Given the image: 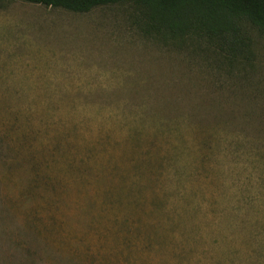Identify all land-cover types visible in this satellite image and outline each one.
Segmentation results:
<instances>
[{
	"label": "rangeland",
	"instance_id": "rangeland-1",
	"mask_svg": "<svg viewBox=\"0 0 264 264\" xmlns=\"http://www.w3.org/2000/svg\"><path fill=\"white\" fill-rule=\"evenodd\" d=\"M145 18L0 0V264H264V36Z\"/></svg>",
	"mask_w": 264,
	"mask_h": 264
},
{
	"label": "trees",
	"instance_id": "trees-1",
	"mask_svg": "<svg viewBox=\"0 0 264 264\" xmlns=\"http://www.w3.org/2000/svg\"><path fill=\"white\" fill-rule=\"evenodd\" d=\"M74 13L95 7L131 2L146 14L158 33L193 35L209 41L236 44L240 26L247 23L264 36V0H22Z\"/></svg>",
	"mask_w": 264,
	"mask_h": 264
}]
</instances>
